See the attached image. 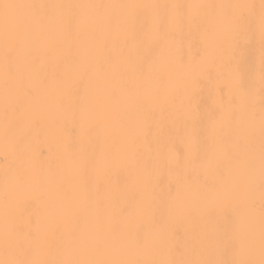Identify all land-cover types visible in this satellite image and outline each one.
Instances as JSON below:
<instances>
[{
	"label": "snow or ice",
	"instance_id": "1",
	"mask_svg": "<svg viewBox=\"0 0 264 264\" xmlns=\"http://www.w3.org/2000/svg\"><path fill=\"white\" fill-rule=\"evenodd\" d=\"M0 147V264H264V0H0Z\"/></svg>",
	"mask_w": 264,
	"mask_h": 264
},
{
	"label": "bare ground",
	"instance_id": "2",
	"mask_svg": "<svg viewBox=\"0 0 264 264\" xmlns=\"http://www.w3.org/2000/svg\"><path fill=\"white\" fill-rule=\"evenodd\" d=\"M29 2V0H25ZM39 2V0H37ZM51 2H65V3H121V2H147V3H211L220 2V0H51ZM251 2L259 3V0H251ZM188 41L185 40V50L187 51ZM193 52L195 48L192 49ZM152 53L145 51V56H150ZM201 97L207 103H212L213 96L218 95L211 85H201ZM227 89H225L223 95L227 98ZM154 122H160L159 127ZM149 138L160 134L162 131H167L166 122L162 120L159 113L150 117V127L145 129ZM77 136V127L71 119L67 120L64 125V140L53 136L48 132L44 125L34 128L30 133V142L33 153L38 159L51 163L55 167L57 160L63 153L64 141L75 140ZM14 161L11 157L6 158L2 147H0V184H2L3 176L7 168L13 167ZM83 179L91 184L94 182V176L92 173L86 172ZM122 179V177H121ZM167 179L165 178L162 182V186H166ZM36 203L33 201H27L23 203L17 210V222L21 230H27L29 227L35 226L36 223ZM182 231V228L180 229ZM55 239V237H53Z\"/></svg>",
	"mask_w": 264,
	"mask_h": 264
}]
</instances>
